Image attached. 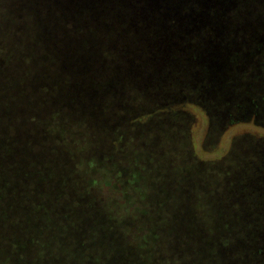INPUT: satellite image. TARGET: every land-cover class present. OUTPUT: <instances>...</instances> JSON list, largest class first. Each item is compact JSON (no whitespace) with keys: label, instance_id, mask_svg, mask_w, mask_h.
Listing matches in <instances>:
<instances>
[{"label":"trees","instance_id":"trees-1","mask_svg":"<svg viewBox=\"0 0 264 264\" xmlns=\"http://www.w3.org/2000/svg\"><path fill=\"white\" fill-rule=\"evenodd\" d=\"M80 1L0 0V126L4 135L10 136L8 145L14 139L16 129L21 133L33 127L31 129L43 139L44 145L51 146L67 162L73 156L84 153L86 148H106L110 159L104 165L110 164V171L116 172L117 175L114 176L123 183L127 181L129 184L130 178L133 182L136 177L143 175L136 169L141 167V160H145V165L149 161V165L166 168L167 173L162 172L158 177L162 180L158 185L161 187L164 184L165 189H168V184L174 192L169 195L179 196V190L189 184L196 186L194 200L189 198L190 211L195 205L200 224L216 233L215 245L210 247L216 264H264V134L235 139L236 142L225 156L211 162L212 166L192 161L194 157L190 156L188 148V132L192 127L193 115L201 113L199 107L207 117V138L212 142V145H205L204 148H212L209 146H213L215 139L234 126H251L264 130V111L260 112L253 104V108L249 107L247 112H242L240 103H235L236 108L232 113L223 119H216L211 111L214 97L208 95L207 90L204 91L207 82L211 87L219 86L223 90L226 88L227 93H231L235 82L230 79L234 77L241 83H250L248 94L255 101L258 99L264 102V0H185L182 14H186V17L181 22L172 16L168 21L169 28L175 32L188 29L190 35L199 33L195 38L192 35L188 42L191 51L198 57L203 49V42L207 40L213 44L227 43V48L231 50V66L235 70L227 75L232 69L230 64L225 69L219 65L217 69L226 70L227 73L223 77L213 78L207 66L198 58L200 63L197 68L186 67L187 71L182 68L177 77L165 81L153 72V65L149 66L152 60L149 43L154 37L145 36V42H140L132 30H127V24L122 21L121 24H111L109 16L106 20L115 28L114 31L109 36L104 31H98L97 34L102 37L100 41L107 42L109 39L110 45L94 41L96 54L106 64H110L111 60H116L114 49L117 47L114 44L123 43L130 52L124 60L136 57L133 60L136 70L123 71L127 66L119 64L118 67L122 69L101 79L84 75L77 79L72 77L69 69L83 57L78 49L69 53L67 60H70V64L66 67L65 54L57 43L59 41L54 42L46 25L50 23L53 26L55 20H58L53 13L65 17L64 22L67 23L61 24L63 27L66 24L65 29L71 32L76 27L73 22L79 21L82 28L77 31L78 35L93 28L96 12L84 3L85 0L81 1L83 4ZM125 10L126 5L120 13L127 15ZM109 13L111 14L110 11ZM47 15L50 21L45 18ZM207 16L212 25H208L210 22L207 21ZM220 16L226 17L227 23H230L228 35H224V39L214 37L215 23L219 22ZM249 20L255 21V24L249 27V22L246 23ZM235 22L238 23L236 26L247 28L239 38L236 34L231 35L234 31L232 23ZM122 30L125 34L120 33ZM118 33L120 36H115ZM175 50L174 47L170 52L177 59L179 56ZM195 73L198 75L195 76ZM93 74L97 75V72ZM106 82L114 85L107 95L97 100L92 92L99 95ZM152 83L157 85L152 86ZM235 95L242 97L241 92ZM15 108L18 109L13 111ZM239 111L241 112L238 113ZM92 117L99 121H91ZM152 120L153 122H147ZM151 123L155 126L154 129L150 127ZM153 130L159 131V136H155ZM145 137L150 139L146 140ZM93 160L100 164L102 159ZM77 161L76 159L74 162ZM87 161L84 158L81 164ZM206 171L208 172L204 174ZM164 197L166 202H162V209L168 214L172 212L169 210L173 203H168V198ZM182 203L186 205L188 202ZM178 210L183 211L182 208ZM37 214L39 217L35 218H43V214ZM166 214L158 212L153 217L144 219L143 223L149 222L152 226L149 239L161 240L164 244L168 242L167 237L169 231L173 232L175 217L171 215L168 222L170 215ZM29 218L35 220L32 216ZM113 227L110 226L107 233L106 230L102 235H94L97 236L96 239L91 238L88 242L79 241L81 237L72 234L80 228L69 227L62 229L57 235L52 234L59 240L62 238L68 244H73L63 248L67 251L62 252L72 260L70 264H164L158 258L159 248L153 249L158 243L153 242L154 246L151 248L148 240L142 238L141 249L132 255V251L128 249L130 237L124 238L129 233L120 237ZM46 229L50 232L49 228ZM44 230H40L41 236L37 232L36 236L33 234V239H29L32 232L28 233L22 224L16 226L14 231L9 232L12 235H6L14 236L20 249L17 254L0 256V264H15V260L16 264L46 263L41 255L44 251L53 252L59 243L57 241L56 244L47 245L43 242L46 237ZM117 230H120L119 227ZM122 231L126 232L127 227L124 226ZM62 234H69L70 237ZM109 238L110 241H104ZM30 242L33 248L26 249ZM77 242L82 244L77 245ZM139 257L143 258V262ZM169 258L168 264H182L179 259ZM62 259L57 258L54 262L58 263Z\"/></svg>","mask_w":264,"mask_h":264},{"label":"rangeland","instance_id":"rangeland-1","mask_svg":"<svg viewBox=\"0 0 264 264\" xmlns=\"http://www.w3.org/2000/svg\"><path fill=\"white\" fill-rule=\"evenodd\" d=\"M81 1L80 3L83 4ZM84 3L91 6L93 12H96V18L92 22L93 28L84 31L82 35L77 34V31L82 28L78 24L79 21L73 22L76 25L75 29L72 27L74 32L66 30V24L63 27L61 23H67L64 22V16L60 17L52 13V15L57 16L58 20H55L56 22L53 26L50 23L46 25V30L52 35L54 42L55 40L60 42L57 43L62 49L61 52L65 54L64 63L66 67L70 64L68 62L70 60H67L69 59V53L76 52L78 49L80 56L83 57L80 62L75 63L73 68L69 69L72 72V77L74 76L75 79L80 75L98 79L104 78V76L107 77L109 73L118 72L119 69H122L118 67L119 64L127 66L123 67V71L130 72L131 69L133 71L136 70L137 67L133 62V60H136V57L132 58L133 60H124L129 56L130 52L129 48L123 45V43L114 44L118 49H114L117 61L111 60L110 64H106L107 62L102 60V57L101 59L98 58L100 56L96 54L94 41L97 44H105L107 46L110 45V42L109 39H107V42L106 40L100 41L102 37L97 32L104 31L109 36V33L115 29L106 20L107 16H109L111 24H121V21L127 24V30H132L140 42H145V36L154 37L149 43L152 52L150 59L152 60L148 63L149 66H154L153 72L162 81L177 77L179 70L182 68L186 71V67L197 68L200 63L198 58L207 66L206 68L210 72V76H214L213 78L223 77L227 73L226 70L219 71L217 69L219 65L224 69L227 66L229 67V64L232 67L230 62L231 50L227 48V43L219 42L213 44L212 41L207 40L203 42V49L201 50V54H198V57L197 54L194 55L195 52L191 51V45L188 42L192 39V35L195 38V35L199 33L190 35V32H187L188 29H181L175 32L172 28H169L168 21L172 19V16L181 22L186 17V14H182V10L184 9L182 4L185 3V0H85ZM125 5L127 15L120 13L123 11ZM103 13H107L108 15H103ZM124 16H128V18L125 19ZM45 18L50 21L48 15ZM225 18L220 16L219 22L215 23L216 31L214 29V37H218L217 39H224V35H228V24L230 23H227V19ZM207 21L210 22L208 16ZM248 22L249 27L255 24V21L249 20L246 23ZM236 24L238 23H232L234 31L231 35L236 34L239 38L241 35H244V29L247 28H241L240 26H236ZM208 25H212L211 22ZM120 33L125 34V31L122 30ZM120 33L115 36L119 37ZM174 47L176 48L175 51L179 54H177L179 56L177 59L170 52V49ZM214 65L216 66L215 69ZM232 70L235 69L232 67L227 75L233 72ZM94 72H97V75H94ZM194 75L197 76L198 73ZM230 80L235 82L231 93H227L226 88L224 90L219 86L214 88L206 82L207 87L204 91L207 90L206 93L214 97L211 111L214 113L216 119H223L232 113V110L236 108L235 103H240L239 108H241L242 112H247L249 107H252V104L253 107L260 109V112L264 111V102L258 99L255 101L248 94L251 88L250 83H241L234 77ZM262 82L264 83V79H262ZM113 85L112 82H106L104 83L103 91L99 95L97 92H92V94L95 95L97 100H100L109 93V89ZM155 85L157 84L152 83V86ZM239 92H241L242 97L244 96L243 98L241 97L242 99L235 95ZM92 94L89 95L90 100L92 99ZM235 100L237 101L235 102ZM17 109L15 108L13 111ZM199 109L201 113L196 112L193 115L192 127L188 132L189 154L194 157L191 159L192 161H200L206 163L208 166H212L211 162L214 163V160L225 156L235 139L264 134V130L255 129L251 126H234L227 129L221 137L215 139L213 146H209L212 148H207V145H212L210 138H207V117L202 113L203 110L200 107ZM13 111L10 114L11 117ZM91 119L93 122L99 121L95 117ZM147 122H153V120ZM150 127L152 129L155 128L153 123L150 124ZM31 128L21 133L16 129V134L13 135L14 139L8 145L7 140L10 136L9 134L4 135L5 132L2 126H0V229L2 230L0 231V256L9 255L10 253L17 254L19 251L20 247L17 246L14 236H7L6 234L12 235L9 232L14 231V228L21 224L24 229L28 230V233L32 232V236L28 237L29 239L34 238L33 234L35 236L40 234L41 236V231L49 228L51 233L47 232V229L44 230L46 237L43 242L50 245L51 243L56 244L58 241L59 245L57 249L53 252L48 250L45 253L44 251L41 255V259L47 261L43 264H70L72 262L62 252L67 251L63 248L67 246L71 247L73 244H68L62 238L60 240L56 238V235L62 229L69 227L70 229L80 228V230L72 234L81 237L79 241L88 242L91 241V238L96 239L97 236L94 235L100 233L102 235L110 226H114L113 228L116 229V233L118 231L120 237H123L125 233L130 234H126L124 238L128 239L126 236L130 237L131 241H129L128 249L132 251V255H134V252H139L140 246L143 244L140 240L144 238L148 240V245L151 248L154 246L153 242L158 243L153 249L159 248L158 258L164 261V264H168L167 261L170 260V256L174 257L175 260H181L182 264H216L210 248L215 245L216 233L212 232L209 228H203L200 224L195 205H193L194 207L190 211L189 202L191 200L189 198L192 197V201L194 200V187L196 186L189 184L184 188L186 190H179V196L174 194L169 195L170 192H174L168 184V189H165L164 184L161 187L158 185L162 181L158 177L162 172L166 171L167 173V169L149 165V161L145 165V160L139 161L141 167L136 168L143 175L140 178L136 177L133 182L132 178H130L129 184L127 181L123 183L114 176L117 175L116 172L110 171L112 169L109 167L110 164L104 165L110 159L106 148H86L83 151L84 153L77 154L72 159L67 156V158L71 159L67 162L63 157H59V153L53 151L51 146H49L50 148L47 145L45 146L43 139L36 136L33 131L34 128ZM158 132L157 130L152 131L155 136H159ZM161 135H163V132ZM145 138H147L146 140L150 139V137ZM205 145L207 149L204 148ZM148 155L146 156L147 159H149ZM84 158L88 161L81 164ZM76 159L78 161L75 163ZM93 159L102 160L98 164L94 163ZM70 164L72 166L68 168ZM207 172H204V174ZM211 191L208 190V192ZM164 196L168 198V203L171 201L173 203L169 210L172 212L168 214L162 209V202H166ZM173 198L177 199L173 200ZM182 201H187L188 203L185 205ZM179 208H182L183 211H179ZM158 212L170 215L168 222L171 219V215L175 217V221L172 223L173 232L169 231L168 242L166 244L162 243L161 240L153 241L149 239L152 226H150L149 222L143 223L144 219L153 217ZM37 213L39 215L43 214V218H35L39 217ZM29 216L34 217L35 220H31ZM124 226L127 227L126 232L122 231ZM117 227L120 230H117ZM87 229L89 230L87 231ZM109 231L107 230L105 233ZM62 236L70 237L69 234H62ZM110 240L109 238L104 241ZM120 242H122L121 239ZM78 244L82 243L77 242ZM27 246L26 249L33 248L32 242ZM57 258L63 259L56 263L54 261ZM139 259L143 260L140 257ZM16 261L14 262L15 264Z\"/></svg>","mask_w":264,"mask_h":264}]
</instances>
